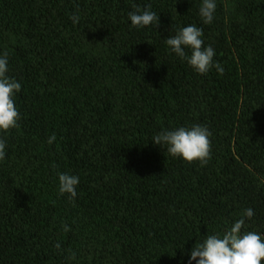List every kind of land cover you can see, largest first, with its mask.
Masks as SVG:
<instances>
[{
    "label": "trees",
    "instance_id": "16d2710c",
    "mask_svg": "<svg viewBox=\"0 0 264 264\" xmlns=\"http://www.w3.org/2000/svg\"><path fill=\"white\" fill-rule=\"evenodd\" d=\"M200 3L0 0V53L22 85L18 127L0 133V264H188L247 207L264 233V0H217L212 24ZM145 8L160 23L137 29L128 12ZM188 24L222 74L170 51ZM192 123L212 133L206 165L151 141ZM61 171L80 176L74 199Z\"/></svg>",
    "mask_w": 264,
    "mask_h": 264
},
{
    "label": "clouds",
    "instance_id": "9594fccd",
    "mask_svg": "<svg viewBox=\"0 0 264 264\" xmlns=\"http://www.w3.org/2000/svg\"><path fill=\"white\" fill-rule=\"evenodd\" d=\"M217 9V0H201L198 14L204 24H212ZM131 25L137 29L156 26L159 16L150 8L128 12ZM73 23L80 19L77 13L70 17ZM203 29L196 24L179 27L174 35L168 36L165 43L170 51L181 61H186L198 74H207L213 68L222 74L225 69L214 59L216 50L211 44H205ZM8 54L0 53V133L18 127L20 112L14 97L21 91V83L8 75ZM211 131L206 124L192 123L175 128H164L154 134L151 141L165 148L172 157L188 162L199 161L206 165L211 158ZM55 136L48 137L51 144ZM7 139L0 135V161L6 158ZM58 191L68 194L69 199L77 196L80 183L78 174L61 171L57 174ZM255 212L252 207L243 210L238 219L222 233H213L196 242L188 253V264H262L264 261V233L249 230ZM68 230V226H64ZM60 247L59 244L56 245Z\"/></svg>",
    "mask_w": 264,
    "mask_h": 264
}]
</instances>
